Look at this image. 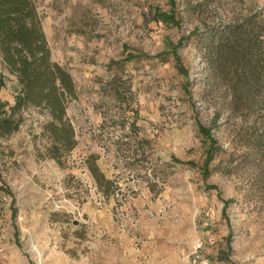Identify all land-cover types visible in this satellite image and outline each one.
Wrapping results in <instances>:
<instances>
[{
	"label": "rangeland",
	"instance_id": "rangeland-1",
	"mask_svg": "<svg viewBox=\"0 0 264 264\" xmlns=\"http://www.w3.org/2000/svg\"><path fill=\"white\" fill-rule=\"evenodd\" d=\"M33 2L77 90L76 143L54 156L34 106L0 137V264H189L198 245L209 264H264V89L233 105L207 51L217 28L264 22V0ZM0 82L13 103L1 53Z\"/></svg>",
	"mask_w": 264,
	"mask_h": 264
},
{
	"label": "trees",
	"instance_id": "trees-1",
	"mask_svg": "<svg viewBox=\"0 0 264 264\" xmlns=\"http://www.w3.org/2000/svg\"><path fill=\"white\" fill-rule=\"evenodd\" d=\"M157 15L173 21L171 15L159 11ZM255 15L217 28L214 41L207 47L209 64L229 86L236 106L245 101L250 91L264 89V22ZM176 48L171 52L178 69L183 71ZM0 53L18 82L13 103L0 98V137L19 128L23 109L44 107L51 117L46 127L54 139L52 154L58 155L60 145L70 151L76 141L73 126L68 118L64 119V114L66 104L78 94L69 71L51 60L50 47L33 0H0ZM93 163L94 159L87 161L97 185L108 187L110 181Z\"/></svg>",
	"mask_w": 264,
	"mask_h": 264
},
{
	"label": "built area",
	"instance_id": "built-area-1",
	"mask_svg": "<svg viewBox=\"0 0 264 264\" xmlns=\"http://www.w3.org/2000/svg\"><path fill=\"white\" fill-rule=\"evenodd\" d=\"M199 245L195 246L191 252V257L189 258V264H209L208 260L203 258L199 252Z\"/></svg>",
	"mask_w": 264,
	"mask_h": 264
}]
</instances>
